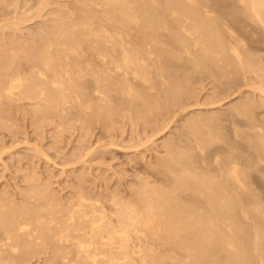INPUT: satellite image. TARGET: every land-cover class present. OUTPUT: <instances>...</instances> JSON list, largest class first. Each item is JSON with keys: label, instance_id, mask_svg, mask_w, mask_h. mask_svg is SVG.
Instances as JSON below:
<instances>
[{"label": "bare ground", "instance_id": "6f19581e", "mask_svg": "<svg viewBox=\"0 0 264 264\" xmlns=\"http://www.w3.org/2000/svg\"><path fill=\"white\" fill-rule=\"evenodd\" d=\"M97 2L107 10L71 30L40 27L34 71L0 77V96L58 114L67 105L110 112L113 103L151 99L159 109L177 103L190 78L212 75L225 92L239 70L260 79L254 90L261 96L233 101L223 116L185 122L184 143L159 163L164 171L139 200L80 191L66 205L35 206L34 215L31 204L0 207V253L26 256L49 242L57 264H264V33L257 26L264 30V0Z\"/></svg>", "mask_w": 264, "mask_h": 264}, {"label": "rangeland", "instance_id": "374dc122", "mask_svg": "<svg viewBox=\"0 0 264 264\" xmlns=\"http://www.w3.org/2000/svg\"><path fill=\"white\" fill-rule=\"evenodd\" d=\"M96 3H98L97 0H0V56L5 54L0 57V66L3 68H0V77H7L18 71L24 72L23 75L34 71L35 58H38L37 48L40 46L42 48L45 38L41 30L44 28L51 30L53 27L71 30L72 25H77L80 18L89 17V14L93 12L98 13L100 9L101 12L107 10L104 4L98 7L100 4L96 5ZM19 13L22 14L20 17H18ZM22 17L21 21L16 20ZM4 24H10V26ZM15 26L19 27L15 28ZM257 26L261 27L259 29L264 33L262 26ZM40 27L41 30L37 33ZM21 42L22 44H19ZM24 51L27 55L22 53ZM260 54L264 56V52ZM14 59H17L16 64ZM26 67L32 69L28 71ZM239 71L240 77L233 79L234 84L231 83L233 86H227L228 93L227 88L224 92L219 87L214 76L206 75L207 77L203 78L195 76L187 80V88L184 87L186 90L177 89L178 99L174 100L177 103L170 100L172 102L162 103V107L157 109L150 104V102L153 103V99L148 101L150 107L147 103L140 101L134 104L127 102L125 104L129 105L126 106L117 102L109 107L108 111L113 114L94 109L91 111L76 105H70V107L67 105V111L64 112L66 115L62 112L58 114L53 109L48 112H36L29 100L17 99L16 101L15 98L11 100L1 94L0 99L2 96L3 98L0 100V112H3L0 113V207H9L10 204L14 208L17 206L16 208L27 209L23 206L27 207L31 204L33 207H29L33 211L30 214L34 215V209L39 208H34L35 206L66 205L80 191L93 198L107 199L116 193L115 195L124 199L139 200L143 196L144 186L153 184L152 182L161 174L160 171L163 168L159 163L165 162L166 159L170 160V155L174 153L173 146L177 142L184 143L182 136L185 137V122L197 116H223L226 111H229V104L234 103L233 101L247 96H261L258 90H254L256 88L254 86L262 85L261 81H257L259 78L254 73ZM8 72L11 73L8 74ZM26 102L29 104L27 105ZM73 106L76 108L74 109ZM144 107L149 110L146 111ZM138 108L140 110H137ZM169 153L171 154L168 155ZM38 186L42 187L37 188ZM140 186L142 191L138 189ZM30 193L33 196L31 194L29 197ZM42 196L43 199H41ZM48 243H42L43 245L37 246L38 248L26 256L21 254L16 256L9 250H1L0 264H57L54 258L57 251L53 243ZM40 246H43L42 249ZM32 254L35 256L33 257Z\"/></svg>", "mask_w": 264, "mask_h": 264}]
</instances>
